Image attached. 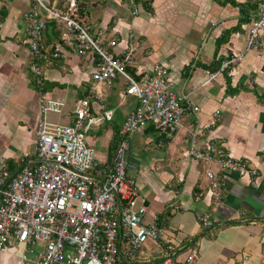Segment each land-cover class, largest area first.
Returning a JSON list of instances; mask_svg holds the SVG:
<instances>
[{
    "label": "crops",
    "instance_id": "obj_1",
    "mask_svg": "<svg viewBox=\"0 0 264 264\" xmlns=\"http://www.w3.org/2000/svg\"><path fill=\"white\" fill-rule=\"evenodd\" d=\"M43 2L58 10H65L69 4V0ZM259 2L149 0L148 7L139 2L134 14L129 0H78L83 7L79 20L90 27V32H103L106 41L117 39L116 48L110 47V52L133 50L136 75L150 71L155 63L164 65L174 91L186 96L185 105L199 107L197 112L187 110L172 138L150 123L130 139L127 155L136 164L132 174L140 188L139 201L148 207L146 219L161 221L169 238L166 244L147 242L138 255L139 262L162 264L169 255L181 261L190 253L196 255L195 264H240L245 256L250 264H264V53L247 49ZM35 3L0 0V159L12 171L31 160L36 128L43 117L41 98L63 102L61 112L45 114L48 121L71 122L74 102L87 93L97 61L92 52L82 56L68 47L61 33L63 21H55L54 28L48 23L41 40L60 54L43 61L44 79L37 85L29 69L32 55L25 15L36 8ZM38 11L46 22L50 20L43 9ZM262 41L264 48V38ZM240 53L243 59L239 64L207 82L209 70L219 71L224 60ZM117 82L126 84L121 75L114 84ZM106 85H99V96L93 99L95 112L107 109ZM122 95L118 105L128 106L123 110V124L137 99L124 91ZM112 109L113 120L88 136L94 147L103 150L95 147L103 162L110 158L116 130L121 134L116 107ZM217 109L221 114L216 126L197 138L196 147L205 149L215 138L224 154L258 169L256 184L249 175H240L215 161L207 165L189 153L191 131L210 122ZM137 134L145 139L143 147L137 139L131 143ZM207 166L224 181L223 200L218 203L205 175ZM202 212L210 213L214 221L211 227L200 222ZM0 264L23 262L2 251Z\"/></svg>",
    "mask_w": 264,
    "mask_h": 264
},
{
    "label": "built area",
    "instance_id": "obj_2",
    "mask_svg": "<svg viewBox=\"0 0 264 264\" xmlns=\"http://www.w3.org/2000/svg\"><path fill=\"white\" fill-rule=\"evenodd\" d=\"M34 10L26 13V35L32 60L29 69L40 84L43 77L41 37L46 19L65 23L62 37L68 47L80 55L92 52L96 64L91 73L92 83L87 93L73 105L72 120L68 123L48 121V111L61 112L63 102L41 98V113L36 128V145L31 160L12 171L0 159V252L8 251L23 264H147L137 261L149 241L166 244L168 230L161 221H148V207L140 202V188L132 171L136 164L127 153L131 137L150 123L166 137L172 138L182 126L187 110L198 106L185 105L186 96L173 89L167 67L155 63L150 71L138 74L127 70L133 66L131 48L121 53L117 39L106 41L104 33L93 35L90 27L77 17L78 0H69L65 10L53 9L43 0H34ZM134 14L138 4L129 0ZM264 0H260L256 20L252 23L247 49L264 53ZM59 53L55 52L54 57ZM243 53L234 54L222 62L219 71H208L207 82L218 74L239 64ZM121 75L126 81L125 94L137 99L136 106L126 115L121 128V139L112 163L101 161L87 135L113 120L114 110L95 112L93 99L98 97L100 84L113 85ZM221 110L217 109L207 124L190 133L189 153L209 165L215 161L221 167L240 175H249L256 184L258 169L241 158L224 154L215 138L205 149L196 147V140L216 126ZM204 136V135H203ZM152 140V139H151ZM150 140V142H151ZM155 142V140H152ZM214 202L223 200L224 181L220 174L207 166ZM205 227L214 224L209 212L199 214ZM13 240L17 241L13 245ZM196 255L187 254L184 260H173L169 255L162 264H195ZM240 264H250L247 256Z\"/></svg>",
    "mask_w": 264,
    "mask_h": 264
},
{
    "label": "rangeland",
    "instance_id": "obj_3",
    "mask_svg": "<svg viewBox=\"0 0 264 264\" xmlns=\"http://www.w3.org/2000/svg\"><path fill=\"white\" fill-rule=\"evenodd\" d=\"M88 11L89 12H92V7L88 6ZM29 66H30V64H29ZM125 88H126L125 84L122 85L121 83H118V82H117V84L115 83L113 86L112 85H106L105 86V95H109L107 97V100L105 101L106 106H107V109H112L113 107H116V112H117V116L116 117L118 119L117 122H118L119 125L122 124L121 121H122V119L124 117L123 110L126 109V108H128V106H119L118 105L119 102H120V100L123 98V95H122L123 91H124V94H125ZM128 97L130 98V96H126V98H128ZM119 122H121V123H119ZM91 133H89V134H91ZM89 134L87 135V137L89 136ZM133 136H135V135H133ZM135 139H137L136 141H138V142L140 141L141 142L140 146L143 147L145 139L143 140L141 138V135H138V136H136V137H134L132 139V142H131L132 144H135L136 143ZM95 147L98 150L103 151V150H101V148L99 146H95ZM12 243H13V245H16L17 244V241L13 240Z\"/></svg>",
    "mask_w": 264,
    "mask_h": 264
},
{
    "label": "trees",
    "instance_id": "obj_4",
    "mask_svg": "<svg viewBox=\"0 0 264 264\" xmlns=\"http://www.w3.org/2000/svg\"><path fill=\"white\" fill-rule=\"evenodd\" d=\"M136 2H137V4H139V2H143V5L144 6H149V0H135ZM76 17L79 19L81 16H83V7L81 6V4H79L78 3V8H77V12H76ZM81 19V18H80ZM55 21H57V20H53V19H50V20H48V22H46V24H48L49 23V25L50 26H53V28L56 26V23H55ZM83 24H84V22H83ZM48 26V25H47ZM45 27H46V25H45ZM63 30H64V27L61 29V33L63 32ZM44 43H43V39L41 40V48H42V51L45 53V56H44V60H46V59H49L50 57H52V58H57V57H54V53H55V50L53 49V48H47V47H45L44 45H43ZM49 49H51L50 51H49ZM111 51V50H110ZM59 53V52H58ZM60 54V53H59ZM59 57V56H58ZM44 60H42V61H44ZM43 63V62H42ZM127 70L131 73V74H133V75H135L137 78H138V76L135 74V69H134V67L133 66H131V65H128L127 66ZM43 77H44V70H43ZM34 82L36 83V81H35V79H34ZM42 83V82H41ZM40 83V84H41ZM37 85H39V84H37ZM149 129V128H148ZM116 133H119L117 130H116ZM120 139H121V134H117V135H115V137H114V139H113V141L111 142V144H110V158H109V163H112L113 162V159H114V157H115V154H116V151H117V148H118V146H119V143H120ZM10 168V167H9Z\"/></svg>",
    "mask_w": 264,
    "mask_h": 264
}]
</instances>
